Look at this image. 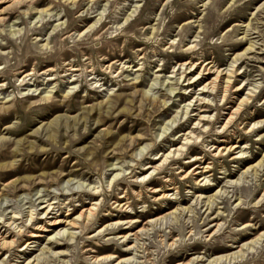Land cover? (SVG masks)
I'll list each match as a JSON object with an SVG mask.
<instances>
[{
    "label": "rangeland",
    "instance_id": "obj_1",
    "mask_svg": "<svg viewBox=\"0 0 264 264\" xmlns=\"http://www.w3.org/2000/svg\"><path fill=\"white\" fill-rule=\"evenodd\" d=\"M16 1L0 0V232L14 229L16 238L1 251L0 264H33L37 255L38 264H115L128 257L130 264H191L196 256L234 251L264 231V198L257 203L264 170L245 172L264 154V0ZM249 40L253 50L229 66ZM210 59L223 72L239 71L223 101L218 90L201 93L206 79L188 84L198 68L179 78L181 62ZM67 62L78 70L69 75ZM245 92L254 95L251 102L222 130ZM198 113L208 121L196 124ZM188 131L189 150L178 152L177 162L168 158L153 180H142L150 171L142 168L158 164L162 157L152 158L181 145ZM230 144L237 147L214 154ZM191 157L212 168L180 178L199 163H185ZM165 178L175 182L174 190L165 189L171 199L154 200L150 187L162 189ZM215 191L219 208L203 212ZM124 194L125 210L116 206ZM92 201L101 204L96 216L67 228L75 237L60 238L59 246L46 238L64 225L34 229ZM47 202L54 209L45 217ZM29 211L35 212L30 220ZM11 215L18 217L8 228ZM159 216L169 217L147 226ZM245 222L253 227L248 236ZM211 264H264V241L237 263Z\"/></svg>",
    "mask_w": 264,
    "mask_h": 264
},
{
    "label": "bare ground",
    "instance_id": "obj_2",
    "mask_svg": "<svg viewBox=\"0 0 264 264\" xmlns=\"http://www.w3.org/2000/svg\"><path fill=\"white\" fill-rule=\"evenodd\" d=\"M20 1L21 0H17L16 2H20ZM97 21H99V19ZM95 24H97V23H95ZM101 24H99V25H101ZM248 24H249V22L247 24H245L244 27L247 26V28H248V26H249ZM151 28H152L151 34H153L154 27L152 26ZM247 28H246L245 32L247 31ZM192 48H193V46H191V45L186 47V49H192ZM253 48H254V42L249 40L247 46L243 49V51L240 52V53H236L232 57V59H231V61H230V63L228 65L229 66H234L233 63L237 62L238 60H242V62H243V56L248 51H252ZM116 61H118V60L111 61L110 64L106 65L105 69H108V72H110L111 67L113 66V64ZM187 64H188V66H187ZM183 65H186V66H185V69L181 70L180 73H178L179 74V78L182 77V74H184V72H186V74H185V77H186L188 74H191L192 71H194L195 69L198 68L199 70H198V72H196V75H190V76L187 77L188 80H190V79L193 80L194 78L197 77L195 80H193V81L191 80L190 82H188V84L189 85L193 84L194 82H197L200 78L206 79V81L202 84V87L199 88L201 90V93H203L205 91H208V89H210V91L213 90V89L218 90V91H220L222 93V95L220 97L222 101L226 99L227 92L231 89V87L234 86L233 83H232L233 81L231 80V78L235 77L236 75H239V71L237 70V68H231V69L226 68L225 71L223 72L224 69H219L217 67H214L215 66L214 65V59L205 60L204 62L196 61L195 63H192L191 61H184V62H181L178 65V69L180 68V66H183ZM67 66L68 67H66L64 69V71L69 70L70 71V74L68 73L69 75H71V73L73 71H77L78 70V68H75L74 65H72L70 62H67ZM193 66H195L194 69H192ZM120 68L122 69L123 66H121ZM161 69L162 68H157L156 70H161ZM186 69H190V70H188V72H187ZM92 70H94V72H95L94 68H90V70H88V71L92 72ZM31 73L32 72H28V73L24 74L23 77H26L27 75H29ZM198 75H201V76L198 77ZM23 77H22V79H23ZM234 90H237V91L241 92L243 90V87H241L240 84H236ZM253 96L254 95L250 94V92L249 93L245 92L244 96L236 98V102L234 101V103H235L234 106L230 107V110L227 112V117L225 118V120H224V122L222 124V127H221L222 130H226V128L233 122V119L236 116H238L239 113L244 109V107L251 102V98H253ZM195 98H196L195 101H198V100H201V99L203 100V98H198V97H195ZM202 103H207V102L203 101ZM202 105L197 104V106H196L197 108L196 109H198V111H205L204 109L200 110V107ZM196 115L198 116V122L196 124H199L200 121L207 122L208 119H209L208 116L205 117V115H201L199 113L196 114ZM189 132H191V131L186 132V137L183 138L185 142H181V145H179L178 147L174 148L173 150H170L166 154L162 153L157 158H152V159H159V158L162 157V159L160 160V162L158 164H154L153 166H145V167L142 168V169H145V170L150 169V171L148 173L142 175V180L145 179V182L153 180L154 177L151 176L153 171L156 170V174L161 173L162 172L161 170L163 168H165V166L168 165L167 164V161H168L167 159L168 158H171V159H173V160H175L177 162L179 160V155L182 154V153L178 154V152H181V151H185L186 152L187 150H189V149H187V144L189 143V140L187 139V135H188ZM185 145H186V149L183 148V146H185ZM235 147H237L236 144H230L228 147H224L222 149L220 147H215L214 149H216V151L214 152V154L219 155V154H221L222 150H224L226 152H230L233 149H235ZM263 157H264V154L262 155L261 159H259L254 164L248 166L245 169V172L248 171V169L251 170V171L253 170L254 173H256L259 170L263 171L264 170ZM200 158L201 157H199V158L191 157L187 162H185V163H189V162H193V163L199 162V163L197 165L195 163L194 166L192 167V169H190L188 171L183 170V172L180 173V178H185L189 174H199V175H201V174L207 172L209 169L212 168L210 166L209 162L201 161ZM234 158H236V156H234ZM197 169H198V171H195ZM263 174H264V172H263ZM118 175L119 174L115 173L113 176L116 177ZM114 177H112L111 180ZM204 177L205 176H203L200 179L197 178L194 181V183L198 184V182L201 181L202 179H204ZM163 181L166 182V183H165V185L162 186L163 187L162 189H157V188H154V187H153L154 188L153 189L152 187H150V191L156 192L158 194L157 197L153 198L154 200H161V199H164V198L165 199H171L170 196H168V193H165L166 192L165 189L174 190L176 187L175 186H171V185H174L175 182L171 178H169V179L165 178ZM205 182H206V180L204 181V183ZM234 183L236 184V182H234ZM165 187H168V188H165ZM95 194L96 193L92 192L90 195L94 196ZM136 195L139 196V193H136ZM213 195L214 196H211V195L208 196L206 198V200L204 201V204L206 203V207L203 210V212L207 211L208 213H211L212 209L219 208V207H217V204L216 205L213 204L214 200H215V197L217 196V191H215L213 193ZM125 196H126V194L118 195L116 197L117 198L116 206L121 208V209L123 208L124 210L129 206L128 202L126 201L127 197H125ZM263 198H264V194H262V196L259 198L257 203L259 201H261ZM51 203L52 202H47V204L42 206V210H44V211H42V213L45 214V217H47V214L53 213L52 210L54 209V207L53 206L50 207ZM238 203H240V202H238ZM100 205L101 204H99L97 201L88 202V204H82L80 207H78L77 212L74 215H71L72 213H67V212L66 213L60 212V214H58V215L54 213L52 218L48 219L47 221H44L43 225H38L34 229H40V232H42V231H49V228H50V231H53V230L56 229V227H58L60 225H64L63 227H60L59 229H57L53 236L52 235H48V237L46 238L47 241H48L47 242L48 244H51L52 246L53 245L54 246H57V245L59 246V244H61V242L58 241L60 238L63 239V237H64L65 239H69L70 240L74 236V233L72 231H68L67 228H79V227H81L82 223L90 222L96 216L97 212L99 211ZM34 213L32 211L28 212V214H27L28 217H29L28 220L33 219L35 217V216L33 217ZM173 213H175V212H173ZM219 216H220V212L217 211L216 214L212 215V218L216 219ZM17 217L18 216H16V215H11L8 218L9 220H11V222L8 224V228H9V226L12 223H15L14 221H15V219H17ZM167 217H169V216H161V217L159 216V217H156V218H150L146 222L147 226L150 225L152 228H154L156 224H158V223L162 224L163 220H165V223H166ZM221 225H222L221 223H216V222L215 223L212 222V224H211V226H215V230L216 231H218L221 228ZM66 226H68V227H66ZM14 227H17V226H13L12 229ZM17 228H19V227H17ZM252 228L253 227H251L250 222H245V223H243L241 229L245 230V234L244 235L248 236L250 234V232L252 231ZM60 229H63L62 232H60ZM143 229H145V228H143ZM13 230H12V232H13ZM12 232H10V233L3 232V231L0 232V254H1V251L3 249H10L16 243V238H14L13 235H11ZM16 232H17V234H19L22 231L19 228V229L16 230ZM56 234L58 235V237L56 236ZM212 235H213V233H211V236ZM29 236L30 237H41V234L40 233H32L31 232V233H29ZM121 237H123L125 239L126 236H121ZM263 241H264V231H262L261 233H259L255 237L251 238L249 241L242 242L240 245L237 244L236 246H234V247H237V249L234 250V251H229L227 253L218 254V255L212 256L210 259L208 257V260H207V258L203 259V257L196 256L193 259H191L190 261H191V264H197L199 262H204L206 260L208 261L207 264H211L213 262L214 263H217V262H223V263L224 262H228V263L234 262V263H237V261H240L243 258L245 253L250 252L252 250V248L255 247V244H258V243L261 244ZM25 244L28 245L27 243H25ZM125 249H131V246L128 245ZM44 251L48 252L49 254L52 252L50 246H47V248H45ZM52 253H54V252H52ZM113 257L114 256L109 255V256L104 257V259H112ZM29 260L30 259H28L27 263L29 262ZM38 261H39V258H38V255H37L29 263L38 264ZM114 263L115 264H130L131 263V258L130 257L121 258L120 260H118L117 262L115 261ZM175 264H183V263L182 262H177ZM184 264H188V261L186 263H184Z\"/></svg>",
    "mask_w": 264,
    "mask_h": 264
}]
</instances>
